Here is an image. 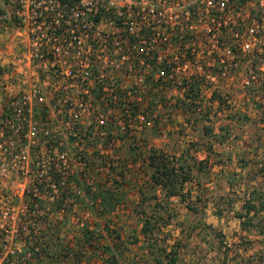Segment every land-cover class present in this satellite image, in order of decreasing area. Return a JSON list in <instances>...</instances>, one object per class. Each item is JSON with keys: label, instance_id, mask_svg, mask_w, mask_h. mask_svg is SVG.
I'll list each match as a JSON object with an SVG mask.
<instances>
[{"label": "built area", "instance_id": "2783aa9c", "mask_svg": "<svg viewBox=\"0 0 264 264\" xmlns=\"http://www.w3.org/2000/svg\"><path fill=\"white\" fill-rule=\"evenodd\" d=\"M9 31L21 51L0 57V264L112 186L155 108L264 85V0H5Z\"/></svg>", "mask_w": 264, "mask_h": 264}, {"label": "rangeland", "instance_id": "374dc122", "mask_svg": "<svg viewBox=\"0 0 264 264\" xmlns=\"http://www.w3.org/2000/svg\"><path fill=\"white\" fill-rule=\"evenodd\" d=\"M259 67L258 63L247 64L246 74H260ZM235 90L230 89L229 94L222 91L214 92L216 95L197 94L193 104L198 109L193 112L184 113L176 105L155 108L153 113L159 120L133 135L141 157L152 149L171 165L190 169L191 182L185 185L182 198L166 202L159 189L152 190L146 162L140 158L134 162L124 146L120 159L129 173L121 180L123 202L104 216L99 215L96 207L71 208L66 215L68 220L56 223V235L46 240L44 247L48 253L42 264H75L76 261L104 264L105 261L90 254L91 249L80 251L85 230L98 237L100 244L114 243L117 264H154L147 248L157 252L175 242L181 247L177 264H220L225 259L216 253L220 239L229 248L227 264H264V212L256 218L235 217L243 212L248 193L255 192L264 198V176L260 173L264 168V127L256 126L254 121L260 117L252 104L245 109L249 102L246 91ZM260 102L264 104V100ZM245 114L253 121L249 126H237V117ZM207 156V164L199 170L194 163L206 160ZM139 184H143L141 190ZM87 201H90L88 197L82 205ZM148 218L155 229L144 236L142 221ZM116 236L119 239L112 242Z\"/></svg>", "mask_w": 264, "mask_h": 264}, {"label": "trees", "instance_id": "16d2710c", "mask_svg": "<svg viewBox=\"0 0 264 264\" xmlns=\"http://www.w3.org/2000/svg\"><path fill=\"white\" fill-rule=\"evenodd\" d=\"M1 1V0H0ZM5 1V0H3ZM253 84V83H252ZM250 83V86L246 89V96H248L249 102L246 103V110H248L250 104L253 105L256 114L260 119L255 120L256 126L258 127H264V104H261L260 101L264 100V85L254 87ZM217 93H214L212 95H216ZM197 94H189L186 96V99L184 101H181L179 103H176L175 108L178 106L184 113L187 112H193V110H196V106L193 104L196 100ZM215 99V98H214ZM256 99V101L254 100ZM258 99V100H257ZM198 109V108H197ZM232 119H235L232 117ZM237 126L241 125H248L253 121L251 117L247 114L241 116L239 115L237 117ZM253 122V123H254ZM252 127H255V124L250 125ZM230 129H226V131H229ZM136 140H132L129 142H124V146L128 151V155H131L134 159V162H136L139 158L143 160L142 162H146L145 165L148 166V170L150 171L148 173V177L150 180V183L152 185V190L159 189L160 192L164 194V198L167 201L174 198H182L183 197V191L185 189V185L187 183L191 182V172L190 169H188L186 166H173L168 162L167 159L164 158V156L159 153L156 150L149 149L146 156H140L138 153L140 151V147L138 146V143ZM143 144V143H139ZM136 145V146H135ZM124 146L121 148V153L124 155ZM211 150V147H209ZM145 157V158H144ZM208 156L206 160L199 161L197 163H194L198 166V168H203L205 164L208 162ZM194 166V165H193ZM177 167V168H176ZM199 168V170H200ZM260 173L264 176V168L260 169ZM129 173L128 170H125L124 164H122V161L120 159V164L118 166V169H116L115 174L113 176V182L112 186L108 188H101L98 187L97 189L90 191L85 190L84 191V198H82L79 202V205L77 207L87 206L93 208H98L99 215L104 216L106 214H110L114 211V209L123 202L122 196H121V185L123 179L125 178V174ZM179 175V176H178ZM139 190H141V187L143 184H139ZM247 199L245 200L242 211L235 215L237 219H244L248 217V215H252L253 218L258 217L259 213L264 212V198L261 196H257L255 192L248 193ZM88 197L90 201H87V204L82 205V202L85 200V198ZM153 199L157 200V197H154ZM141 201V200H140ZM92 205V206H91ZM73 207V206H71ZM58 207H53V211H56ZM189 209V206H188ZM194 211V210H192ZM71 212V208H70ZM253 218L249 220L250 222L253 221ZM151 218L145 219L142 221L143 225L141 228V232L144 236L149 235V233H152L155 229L154 224L150 221ZM68 220V217L64 215L61 219H56V222H52L55 220H52L51 222H41L40 225H46V228L44 231L40 233L37 237L32 238H26L23 240V250L20 254L15 255H9L8 256V262L7 264H10L13 262V264H42L43 257L47 256V248L44 246L47 245L46 240L53 238V235H56L54 230H56V227L58 229V225L62 224L63 222H66ZM53 223V224H52ZM58 225H57V224ZM56 224V226H55ZM249 227V226H248ZM242 228L246 229L247 226L245 223H242ZM260 232V231H259ZM91 233V234H90ZM92 232H88V230H85L83 233V238L81 242V252L84 250L91 249V255L97 256V259H100L101 261H105L104 264H117L115 254H114V246L111 245H103L98 243L96 239L98 237H93ZM111 237V236H110ZM222 238V236H220ZM95 239V240H94ZM112 242H115L119 239L118 236L116 238H112ZM45 241V242H44ZM219 246L216 250V253L218 256L227 257L229 248H227L224 244L223 240H219ZM179 242H175V244L169 246H165L164 248L158 249L157 252H154L152 250H148L147 253L150 256V259L153 260L154 264H177L178 261V251L181 248L179 246ZM27 254H29V257H27ZM105 257V260H103ZM107 257V258H106ZM222 260L220 264H227L226 261ZM75 264H79V262H75Z\"/></svg>", "mask_w": 264, "mask_h": 264}, {"label": "crops", "instance_id": "0c3cea01", "mask_svg": "<svg viewBox=\"0 0 264 264\" xmlns=\"http://www.w3.org/2000/svg\"><path fill=\"white\" fill-rule=\"evenodd\" d=\"M17 39L15 31H11V33L0 32V57L4 61H9L12 58L9 55H15L21 51Z\"/></svg>", "mask_w": 264, "mask_h": 264}]
</instances>
